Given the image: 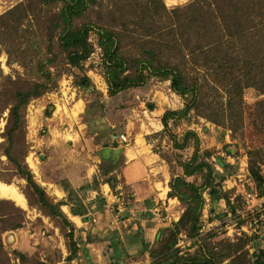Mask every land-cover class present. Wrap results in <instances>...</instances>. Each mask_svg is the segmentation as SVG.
Segmentation results:
<instances>
[{"label":"rangeland","instance_id":"374dc122","mask_svg":"<svg viewBox=\"0 0 264 264\" xmlns=\"http://www.w3.org/2000/svg\"><path fill=\"white\" fill-rule=\"evenodd\" d=\"M165 1L172 8L191 0ZM21 3L27 7L26 16L18 15L21 13L18 12L6 17H28L26 23L29 30L37 27L38 22L49 27L53 23L50 20L58 17L63 5L60 0L53 3L46 0H0V16ZM98 10L95 6L82 15L75 22L76 25L99 22L101 12ZM51 28L54 33L51 36L57 39L58 27L54 23ZM46 36L38 42L32 40V52L20 54V49V52H15L18 48L15 40L10 42V38L0 30V41L5 43L0 46V89L9 76H12L17 87L24 89L27 79H41L47 83V90L41 96L23 106L25 125L12 151L14 156L24 160L35 181L52 200L68 197L61 183L67 179L81 196L85 195L88 214L79 215V219L69 212L75 221L68 214V208H62L68 219L76 225L74 240L80 246L77 255L68 260L69 227L63 224L61 218L48 215L29 189L26 179L18 174L16 167L0 149V183L13 186L27 203V206H23L9 197H0V264H157L158 258L163 260L166 257L171 248L170 243L175 239L173 223L181 216L176 214V208L173 207L178 202L175 200L170 204L168 202V205L163 204L155 212H140L135 209L134 197L118 176L119 172L103 174L108 167L119 166L121 161L118 158L119 161L116 159L115 163L106 164L110 156L103 153V148L112 144L111 138L113 133L117 135V131H121L120 135L128 136L127 144L143 135L152 145L153 152L164 160L172 176L182 175L181 163L191 158L195 148L192 137L183 149L176 148L174 141H181L189 130L195 131L200 140V153L209 149L214 153L209 157L210 161H216V155H220L234 163L233 168L226 171L216 165L218 170L226 174L223 185L227 191H231L230 196L236 192V186L232 187L236 185L235 182L239 186L247 183L245 175L250 162L256 161L264 167V94L255 88H248L244 92L246 112L242 129H224L204 117H195L191 112L185 118L170 120V128L165 130L161 120L164 113L168 109L177 110L184 106L182 97L171 89L169 80L152 78L143 87L128 88L111 95L95 29L90 32L89 38L94 46L93 52L77 65L69 63L66 52L60 51L58 58H54L53 62L48 61L53 56L48 50L50 42ZM21 44H24L23 41ZM9 52L18 55L14 53L11 57ZM15 57L24 65L14 61ZM6 87L7 93L3 90L0 95L1 147L6 144L3 133L10 111L6 101L11 99L14 85L8 84ZM79 101L83 106L81 111L77 108ZM102 114L105 128L100 125L97 132H92L89 125L91 119ZM105 133L109 135V141L105 140ZM120 135L119 141L122 142ZM188 181L201 184L203 179L200 174H195L188 177ZM106 183L113 190L114 200L109 188L105 187L110 194V203L102 190ZM87 184L96 189L80 191ZM119 184H122V188L115 190ZM63 191L66 195L61 198ZM93 195L96 197L90 200ZM204 195L209 202L208 195ZM225 203L221 200L213 213H210L208 204L205 206L203 224L206 221L213 222L215 228L200 231L199 236L203 240L209 236L207 239L214 242H235L241 237L242 234L237 233L235 221H230L227 216ZM179 205L184 211V206ZM132 208L135 211H130ZM18 223H21L20 227H16ZM114 230L118 232L117 236L110 233ZM107 235L109 239L104 240ZM259 236L258 246L256 249L251 248V253L264 248V230ZM193 241L183 233L177 247L182 253L194 252L198 246ZM85 249L87 252H84Z\"/></svg>","mask_w":264,"mask_h":264},{"label":"trees","instance_id":"16d2710c","mask_svg":"<svg viewBox=\"0 0 264 264\" xmlns=\"http://www.w3.org/2000/svg\"><path fill=\"white\" fill-rule=\"evenodd\" d=\"M46 1L53 3L55 0ZM60 1L63 5L58 17L50 20L53 22L51 25L55 23L58 27L57 39L51 36L54 35L51 25L47 27L38 22L37 27L29 30L26 23L28 17H6L18 12H21L18 15L26 16L27 7L23 3L0 16V30L10 38V42L15 40L18 47L15 52L19 49L20 54L32 52V40L38 42L47 35L50 42L48 50L53 56L48 61L58 58L60 51L66 52L69 63L77 65L93 52L94 46L89 38L90 32L95 29L111 95L128 88L143 87L150 79L157 78L169 80L171 89L182 97L184 106L181 109H168L162 116L165 130H169L170 120L185 118L191 112L195 117H204L224 129H242L246 112L245 90L255 88L264 94V0H191L172 8L165 0ZM95 6L101 12L100 21L77 26L75 22ZM22 41L25 45L21 44ZM1 44L5 43L0 41ZM14 53L9 52V55L13 57ZM13 60L24 65L18 57ZM26 81L25 89L17 87L12 76L1 85L0 95L3 90L7 93L8 84H13L14 90L11 99L6 101L10 110L3 133L6 144L0 149L16 167L18 174L26 179L29 189L48 215L61 218L63 224L69 227L70 255L67 259L72 260L80 246L74 240L76 225L68 219L62 206L69 205L73 214L85 216L88 214L85 195L81 196L79 190L63 179L62 187L68 197L52 200L35 181L24 160L14 156L12 151L25 125L23 106L47 90V83L41 79ZM104 123L103 114L91 119V131L97 132L100 125L105 128ZM116 133L117 137L113 133L111 138V146L118 144L121 131ZM190 137L194 142V152L187 162L181 163L182 175L172 176L168 193L169 198L179 200L184 211L173 223L175 239L170 243L171 248L163 260L158 258L157 264H264V248L251 253V248L258 246L259 235L242 234L235 242H214L207 239L209 236L204 240L199 236L207 203L210 213L215 211L221 200L226 202L227 211L235 212L243 205L244 199L238 193L230 196L231 191L223 185L226 174L216 168L219 165L226 171L233 168L234 163H229L220 155H216V161H210L209 157L214 153L209 149L200 153V140L195 131L189 130L181 141L175 140V147L186 148ZM109 139L105 133V140ZM248 170L256 187L261 189L264 186V167L252 161ZM109 172L107 168L103 174ZM195 174L201 175V184L188 181V177ZM94 188L87 184L80 191ZM248 190L251 188L248 187ZM204 193L208 195L209 202ZM20 226L21 223L16 225ZM110 233L117 236L118 232L114 230ZM183 233L194 239L198 246L196 251L182 253L177 247ZM107 239L108 235L104 237V240ZM84 252H87L86 249Z\"/></svg>","mask_w":264,"mask_h":264},{"label":"crops","instance_id":"0c3cea01","mask_svg":"<svg viewBox=\"0 0 264 264\" xmlns=\"http://www.w3.org/2000/svg\"><path fill=\"white\" fill-rule=\"evenodd\" d=\"M80 103L81 102L79 101L77 108H80L81 111L83 106ZM118 142L119 144H117V146L106 145V147L103 148V153L110 156V159L106 164H111V162L115 163L116 159L117 161L121 159L119 166H111V168L108 167V169L111 170L109 173L113 174L115 172H119L118 176L122 178L123 184L128 187L129 192L134 197L133 200L136 203L135 209L140 210V212H155L157 209L162 208L163 204L168 205V202L170 204V202H175V200H177L178 203H174L173 207L176 208V214L178 213V215H181L183 210L179 205V200L177 198L168 197V193L171 189L170 181L172 180V173L160 155L153 152L152 145L147 142L146 138L142 135L140 139L135 137L129 144H124L120 142L119 139ZM246 170L247 175H245V178L247 183H243L239 186L237 182H235L236 185H232V187L236 186L235 193L242 194L248 190V187H250L251 190L256 188L253 179L250 177L248 167ZM106 186L109 188L114 200V196L112 194L113 190L111 189L109 183L102 186V190L105 191L104 196L108 198V202L110 203V194H108L109 191L105 190ZM227 187L231 188L230 185ZM121 188L122 184H119L114 189L120 190ZM224 188L226 189V186H224ZM65 195L66 193L63 191L61 198ZM95 197L96 196L93 195L90 200H93ZM207 204L209 206V203ZM64 207L68 208V214L70 212L71 215L80 219L79 215H75L71 212V207L69 205L62 206L63 210H65ZM133 210V208L130 209V211Z\"/></svg>","mask_w":264,"mask_h":264},{"label":"built area","instance_id":"2783aa9c","mask_svg":"<svg viewBox=\"0 0 264 264\" xmlns=\"http://www.w3.org/2000/svg\"><path fill=\"white\" fill-rule=\"evenodd\" d=\"M120 139L126 144L129 142L126 134H121ZM241 195L244 199L243 207L237 208L235 212H228L227 216L230 221H235L238 234L259 235L264 230V186L261 189L256 187L253 190H246ZM214 228L215 223L206 221L200 231Z\"/></svg>","mask_w":264,"mask_h":264},{"label":"bare ground","instance_id":"6f19581e","mask_svg":"<svg viewBox=\"0 0 264 264\" xmlns=\"http://www.w3.org/2000/svg\"><path fill=\"white\" fill-rule=\"evenodd\" d=\"M0 197H9L15 200L18 204L27 206L25 197L9 184L0 183Z\"/></svg>","mask_w":264,"mask_h":264},{"label":"water","instance_id":"95a60500","mask_svg":"<svg viewBox=\"0 0 264 264\" xmlns=\"http://www.w3.org/2000/svg\"><path fill=\"white\" fill-rule=\"evenodd\" d=\"M115 137H117V135H115Z\"/></svg>","mask_w":264,"mask_h":264}]
</instances>
